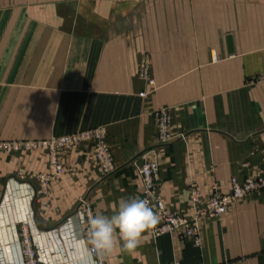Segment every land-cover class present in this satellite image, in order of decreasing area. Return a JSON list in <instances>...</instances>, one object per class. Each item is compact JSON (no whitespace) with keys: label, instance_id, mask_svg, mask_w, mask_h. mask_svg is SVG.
<instances>
[{"label":"crops","instance_id":"obj_1","mask_svg":"<svg viewBox=\"0 0 264 264\" xmlns=\"http://www.w3.org/2000/svg\"><path fill=\"white\" fill-rule=\"evenodd\" d=\"M172 2L183 0H0V85H51V36L69 38L60 84L98 116L82 129L108 126L117 165L103 177L92 142L66 147L63 173L43 190L38 173L48 170V152L0 149V264H24V228L41 264H65L64 225L74 216L84 221L83 197L105 215L123 198H143L134 160H157L167 208L187 213L202 210L215 186L230 192L233 176L262 173L264 0L232 9L233 0H193L224 7L214 15L174 14L170 27L165 14L147 7ZM157 17L155 28L148 25ZM186 17L195 22L185 24ZM148 55L154 85L139 74ZM162 107L183 134L169 142L157 138L154 112ZM200 237L196 244L149 232L134 252L117 250L107 264H264V189L233 202L222 217L202 216Z\"/></svg>","mask_w":264,"mask_h":264},{"label":"rangeland","instance_id":"obj_2","mask_svg":"<svg viewBox=\"0 0 264 264\" xmlns=\"http://www.w3.org/2000/svg\"><path fill=\"white\" fill-rule=\"evenodd\" d=\"M234 2L230 5L232 8H242L247 7L246 5L237 4L238 2H254V0H233ZM170 2V1H169ZM149 11L152 12L153 16L155 14L163 13L165 14L164 23L170 27V24L175 21L174 14H193V12L206 14V13H216L217 8L224 7L223 5L217 6H207L202 4H194L193 0H183V3H169L163 5H151L147 6ZM227 7V6H226ZM252 7H255L254 5ZM135 12L143 13L144 6L137 5L134 7ZM211 9V11H209ZM218 12V11H217ZM159 16V15H158ZM122 18V16H121ZM158 20L152 19L148 21V25H152L155 28V24L159 23ZM156 18V19H157ZM177 18V17H176ZM251 20H255V17H248ZM184 20L185 24H191L192 21L190 17H186ZM74 23V22H73ZM144 20H139L136 22L135 28L143 27ZM203 21H200L202 24ZM207 24L206 22H204ZM218 23V22H216ZM141 24V26H140ZM59 28H64L63 26H58ZM120 27L126 28V22ZM158 27V26H157ZM75 40V39H74ZM78 42V39H76ZM69 38L65 36H51V85L47 84H25V85H0V149L7 151H18L26 148H21L20 145L31 141L37 142V147L41 150L48 152V157L52 156V149L45 147L50 146L52 140L57 141L65 136H82V133L92 129L99 130L101 133V139L99 136H93L88 139H78V143H73L66 145L62 148L57 149V154L61 158L62 162V150L69 146H75L82 142H92L93 144L97 141H105L109 147H112L109 140L108 126L106 124H98L88 128H83L85 123L89 121L96 120L98 116L94 115L95 111L92 110H82L80 105L88 103L87 101L78 100V96L75 94H70L64 89V84H60L63 80L64 70H63V50L68 47ZM77 44V43H76ZM139 74L143 79L148 82L151 80L153 84L155 83L154 78L151 76L150 59L148 56H143L140 61ZM42 79V78H41ZM144 93V94H143ZM147 94L146 91L141 92V95ZM6 98V99H5ZM165 109L171 115V133L176 138L183 134L174 132L173 130V117L168 107L158 108L154 112L155 124L157 127V138L160 142L158 128L159 124L156 121V112L158 110ZM92 113V114H91ZM79 127V129H77ZM173 138V139H174ZM172 139V140H173ZM30 150V149H26ZM113 152V151H112ZM114 156V155H113ZM63 165V162H62ZM49 166V161H48ZM98 168V164H97ZM264 169V165H263ZM64 171V165H63ZM63 171L55 176L56 179L60 176ZM99 171V170H98ZM47 171H42L38 173V180L41 185V177L43 173ZM53 179V180H54ZM51 181V184L53 182ZM48 188H43V190H48Z\"/></svg>","mask_w":264,"mask_h":264},{"label":"built area","instance_id":"obj_3","mask_svg":"<svg viewBox=\"0 0 264 264\" xmlns=\"http://www.w3.org/2000/svg\"><path fill=\"white\" fill-rule=\"evenodd\" d=\"M153 83V81H150ZM144 94V93H143ZM156 121L159 124L158 134L160 142H169L174 136L171 133V115L165 110L156 112ZM99 130H88L82 133V136H65L57 141L52 140L50 146L45 144V147L52 149V156L49 159L48 172L40 175L41 185L48 188L55 176L63 171L61 158L57 154V149L66 145L78 143V139H88L93 136H99ZM37 142L31 141L21 144V148L33 149L37 147ZM94 152L97 159L98 170L101 176H107L117 169L114 160L113 152L109 145L103 141L94 143ZM138 170L143 182V198L150 199L152 206L160 214L161 220L154 232L155 236H160L166 233L177 234L181 237H191L196 244H200V219L202 216L222 217L228 209V206L233 202L242 199L258 190L264 189V169L256 177L247 176L243 179L233 176L231 178V191L222 193L217 186L214 187L213 193L205 202L204 208L195 213H187L184 211H171L167 208L165 198L158 192V184L160 179V163L157 160H145L139 162L132 161ZM264 165V164H263ZM80 207L84 215L88 210L94 213L93 206L88 197H83L80 201ZM23 234V262L24 264H41L35 244L32 237L24 228ZM107 264V260L105 261ZM172 264H180L173 262ZM228 264V263H225Z\"/></svg>","mask_w":264,"mask_h":264},{"label":"clouds","instance_id":"obj_4","mask_svg":"<svg viewBox=\"0 0 264 264\" xmlns=\"http://www.w3.org/2000/svg\"><path fill=\"white\" fill-rule=\"evenodd\" d=\"M160 220L150 199L135 195L121 199L111 215L88 210L83 222L74 216L64 225L70 244L65 264H105L117 250L132 253Z\"/></svg>","mask_w":264,"mask_h":264},{"label":"water","instance_id":"obj_5","mask_svg":"<svg viewBox=\"0 0 264 264\" xmlns=\"http://www.w3.org/2000/svg\"><path fill=\"white\" fill-rule=\"evenodd\" d=\"M227 39H228L229 51L233 52L234 51L233 38H232V36H228Z\"/></svg>","mask_w":264,"mask_h":264}]
</instances>
